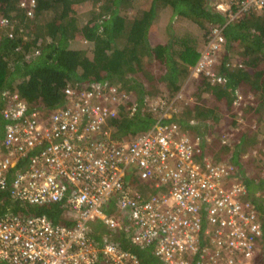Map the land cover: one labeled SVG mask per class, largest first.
Instances as JSON below:
<instances>
[{
	"label": "built area",
	"instance_id": "built-area-1",
	"mask_svg": "<svg viewBox=\"0 0 264 264\" xmlns=\"http://www.w3.org/2000/svg\"><path fill=\"white\" fill-rule=\"evenodd\" d=\"M214 2L223 14L233 4L244 12L264 6V0ZM36 3L27 0L31 8ZM9 23L0 15V30ZM208 38L191 72L215 84L223 81L215 69L225 49L222 28L212 26ZM65 92L64 106L53 111L30 108L11 92L2 111L8 123L0 140V191L30 205L59 204L71 223L47 214L0 215V264H141L121 234L164 264H253L262 229L253 207L240 200L243 187L224 185V165L208 157L203 168L196 161L190 133L163 121L175 112L163 98L149 104L158 115L153 128L117 139L108 119L132 95L108 83Z\"/></svg>",
	"mask_w": 264,
	"mask_h": 264
},
{
	"label": "trees",
	"instance_id": "trees-1",
	"mask_svg": "<svg viewBox=\"0 0 264 264\" xmlns=\"http://www.w3.org/2000/svg\"><path fill=\"white\" fill-rule=\"evenodd\" d=\"M22 2L0 0V15L10 22V27L0 30V140L8 123L2 111L9 104L11 92L17 91L30 108L53 111L64 106L68 86L82 89L93 83L118 85L134 96L132 102L125 101L120 106L116 118L108 119L113 137H134L153 128L158 121V115L149 106L154 97L150 88L156 75L154 66L161 71L163 82L176 93L200 55L197 37L190 32L175 37L172 34L166 43H152V26L160 11L167 8L173 16L196 22L205 32V43L212 26L222 28L227 52L221 54L218 71L223 81L214 85L207 81L205 87L220 100L227 99L228 106L233 108L240 95L250 92L255 95L250 102L255 113L264 111V6L244 12L240 11L241 6L233 4L223 14L213 0H37L32 8L27 0L25 6ZM87 7L90 17L82 21L77 11ZM29 9L32 15L28 14ZM81 40L88 44L87 48L77 46ZM176 46L180 50L175 51ZM232 49L239 51L244 67H233L229 62ZM219 116L213 108L197 107L194 112L190 110L187 120L163 121L175 120L185 129L197 128L195 135L187 130L198 143L194 147L196 161L203 168L208 157L215 165H224V185L230 190L235 184L243 187L240 200L253 207L262 229L255 239L253 264H264V133L243 128L239 136L225 129L224 135L236 136L228 138L234 139L230 141L233 145L227 146V157L214 156L211 140L204 138L206 133L200 131V124H195L193 118L202 123L209 117L218 121ZM4 153L8 154L6 148ZM257 155L262 161L260 171L257 160L252 158ZM8 211L20 215L47 214L55 222L71 223L59 204L30 205L12 200L8 191H0V215ZM118 239L139 256L141 264H164L150 249L132 245L125 234Z\"/></svg>",
	"mask_w": 264,
	"mask_h": 264
},
{
	"label": "rangeland",
	"instance_id": "rangeland-1",
	"mask_svg": "<svg viewBox=\"0 0 264 264\" xmlns=\"http://www.w3.org/2000/svg\"><path fill=\"white\" fill-rule=\"evenodd\" d=\"M88 8L89 7L80 8L77 11V14L79 17H81L82 21H86L90 17V14H88L87 11ZM186 32H190L191 36L197 37L198 48L203 45L206 35L205 32L198 27L197 23L183 17L173 16L171 9L167 8L160 11L159 19L155 21L154 25L152 26V33L150 35L152 38V43L158 44L166 43L171 38L172 34L175 37ZM77 44V46L82 48L88 47V44H86L84 40L79 41ZM176 50L178 51L180 48L176 46L175 51ZM226 52L227 48H225L221 54L225 55ZM229 52L231 53L229 62L233 65V67H235L234 64H241L243 66L241 63L242 57L239 54V51L232 49ZM221 54L217 61L219 64L221 61ZM219 64L215 65L217 72H219ZM154 70L156 75L154 74L155 78L150 87L154 97H152L150 100L153 102L160 97L163 98L167 103L166 106H171L172 111H175H169V118H175L178 121L183 119L187 120V114L190 112V110L191 112H194V109L197 107L213 108L220 114V119H218V121H214L213 117H209L201 123L202 120L193 118L195 124H200V131L206 133L204 138L211 140L210 144L213 148L210 151L214 156H219L220 154L224 157H227V146L232 147L233 144H230V141L234 142V139L229 141L228 138L236 137L233 134L230 135L231 132L241 136L243 128H249L257 133H264V111L258 110L259 113H255L257 112L255 111L256 108L250 104V102L254 100L255 96H253L252 93L249 92L240 95L236 106L233 108L228 106L227 99L224 98L223 100H220L219 98L215 97V95H213L211 89L205 87L206 82L208 81L207 77L203 75H193L190 68L187 77L182 81L180 89L176 93H174L167 86L165 81L163 82L161 78L162 73L160 70H158V66H154ZM211 85L213 84L211 83ZM232 121H235L236 124L232 123ZM230 125L234 126L230 128ZM225 129H229L230 133L224 135L222 132ZM186 130H189L192 135L197 134L199 131L197 128ZM249 157L251 156L249 155ZM259 157L260 156L257 155L256 157L253 156L252 158L255 161L257 160L256 163L259 166L260 171L262 161L259 162ZM255 170V172L258 171L257 168Z\"/></svg>",
	"mask_w": 264,
	"mask_h": 264
},
{
	"label": "clouds",
	"instance_id": "clouds-1",
	"mask_svg": "<svg viewBox=\"0 0 264 264\" xmlns=\"http://www.w3.org/2000/svg\"><path fill=\"white\" fill-rule=\"evenodd\" d=\"M213 1H215V0H213ZM205 43V42H204ZM206 44V43H205ZM204 48V46L203 47H200L199 48V52H201V50ZM199 57H200V55H199ZM199 59V58H198ZM198 61V60H197ZM192 69V67H190V70ZM219 73V72H218ZM209 83H210V81H208ZM214 85V84H213ZM130 95H132V97L134 98V96H133V94L132 93H130ZM151 102V101H150ZM182 126V125H181ZM183 127V126H182ZM185 129V128H184Z\"/></svg>",
	"mask_w": 264,
	"mask_h": 264
}]
</instances>
